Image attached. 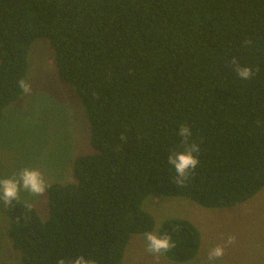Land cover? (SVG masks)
Here are the masks:
<instances>
[{"label":"trees","instance_id":"1","mask_svg":"<svg viewBox=\"0 0 264 264\" xmlns=\"http://www.w3.org/2000/svg\"><path fill=\"white\" fill-rule=\"evenodd\" d=\"M39 37L84 107L92 151L74 159L73 182L46 187L47 219L19 198L5 204L21 264H121L130 236L154 226L148 195L228 208L264 187V0H0V113L28 83ZM182 125L200 152L177 184L168 157L183 150ZM157 235L171 236L162 254L178 261L201 241L185 218Z\"/></svg>","mask_w":264,"mask_h":264},{"label":"rangeland","instance_id":"2","mask_svg":"<svg viewBox=\"0 0 264 264\" xmlns=\"http://www.w3.org/2000/svg\"><path fill=\"white\" fill-rule=\"evenodd\" d=\"M24 91L0 113V178L24 167L37 168L47 186L73 182L74 159L92 151L89 122L73 87L60 79L55 53L47 38H36L27 54ZM18 198L48 218L47 193L35 196L21 189ZM142 208L154 219L150 232L158 233L168 218H185L198 228L201 241L194 258L170 259L147 251L145 233L132 234L121 264H264V187L248 200L228 208L204 207L186 197L148 195ZM6 205L0 200V264H21L20 251L7 236ZM229 236L235 237L226 244ZM224 246V255L207 260V252Z\"/></svg>","mask_w":264,"mask_h":264},{"label":"clouds","instance_id":"3","mask_svg":"<svg viewBox=\"0 0 264 264\" xmlns=\"http://www.w3.org/2000/svg\"><path fill=\"white\" fill-rule=\"evenodd\" d=\"M231 64L235 66V71L238 76L243 80H248L253 75V70L248 66H241L236 57H233ZM19 87L28 93L31 87L25 80L21 79ZM184 138L186 143L183 150L170 153L168 163L171 164L175 171V182L183 184L188 178L189 173L196 168L199 162L197 153L200 152V145L193 142L187 143L188 138L191 136V128L188 125H182L178 133ZM47 187L43 174L37 168L24 167L19 170L18 174L10 177L0 178V200H3L6 205L18 199L21 189L35 195H41ZM145 240L147 241V251L153 255H158L166 252L172 247H175V242L171 236L157 235L154 232H146ZM235 237L229 236L226 244H231ZM224 255V246L216 245L207 252V260L214 261L215 259ZM58 264H97L95 259L86 258L84 255H78L74 259L65 260L60 258Z\"/></svg>","mask_w":264,"mask_h":264}]
</instances>
